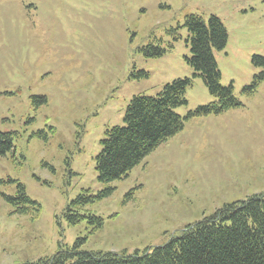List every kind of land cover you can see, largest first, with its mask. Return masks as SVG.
Segmentation results:
<instances>
[{"label":"rangeland","instance_id":"374dc122","mask_svg":"<svg viewBox=\"0 0 264 264\" xmlns=\"http://www.w3.org/2000/svg\"><path fill=\"white\" fill-rule=\"evenodd\" d=\"M192 14L225 25L227 46L214 52L220 81L240 104L187 119L128 177L100 181L106 131L126 124L135 95L190 77L177 113L216 101L187 61ZM256 56L264 57V0H0V131L14 136L0 156V264L52 258L78 240L79 251H152L225 204L264 193V63ZM16 181L41 205L36 217L7 200ZM85 190L94 202L74 206ZM69 205L80 222H70Z\"/></svg>","mask_w":264,"mask_h":264},{"label":"trees","instance_id":"16d2710c","mask_svg":"<svg viewBox=\"0 0 264 264\" xmlns=\"http://www.w3.org/2000/svg\"><path fill=\"white\" fill-rule=\"evenodd\" d=\"M185 25L192 51L187 61L194 76L203 78L216 101L198 106L186 117L177 113V107L187 104L186 92L193 84L190 77L167 83L154 96L135 95L127 107L126 124L106 131L103 148L96 158L100 181L112 183L128 177L145 157L183 130L187 119L223 113L240 104L233 85H223L220 81L221 71L214 51L227 46L228 31L222 20L212 15L205 21L200 15L192 14L186 17ZM257 60L264 63V57H254V61ZM140 73L147 75L146 71ZM40 99L41 103L46 102L45 98ZM13 147V134L0 131V156L12 151ZM113 191L114 188L109 187L97 197L109 196ZM87 193L85 190L72 204L80 206L94 202L95 196ZM6 197L18 214L36 217L40 212L41 205L26 194L20 182H17V194ZM74 209L69 205L68 218L76 224L85 216ZM94 218L102 225L98 217ZM80 242L78 240L71 249L59 250L52 258L26 264H264V193L225 204L213 215L188 226L179 236L152 251L131 255L95 253L79 251Z\"/></svg>","mask_w":264,"mask_h":264}]
</instances>
